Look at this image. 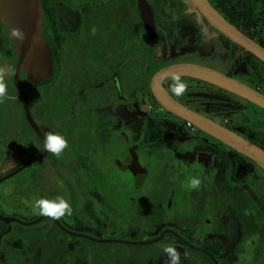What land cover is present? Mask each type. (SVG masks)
Segmentation results:
<instances>
[{
  "label": "rangeland",
  "instance_id": "rangeland-1",
  "mask_svg": "<svg viewBox=\"0 0 264 264\" xmlns=\"http://www.w3.org/2000/svg\"><path fill=\"white\" fill-rule=\"evenodd\" d=\"M97 1L101 4V15L104 16L99 19V22L103 23L102 27L104 30L98 26V37L94 36L95 43L98 41L99 43L95 44V47H92L93 42L84 37L85 34H81V30L77 28V31L74 30L73 33L70 32L63 35L65 37L64 53L60 51V58L56 61V93L54 99L58 103L56 105L61 108L57 113L63 114L60 124L62 127L57 128L56 134L66 139L68 144L61 151L60 155H62V152H65L66 155L73 154V156L88 155L86 154V150L91 149L95 144L94 140L97 139V133L87 132L93 129L100 130L102 138H106V140H108L107 135L110 133L111 138L106 148L109 151H115L116 143L114 145L111 143H118L119 141V139L115 140V133L118 134V131L113 128L116 124L113 119L117 117L114 115L112 117L105 116L98 120L95 114L99 116L100 111L102 113L104 111L108 112L112 107H116L119 103H122L125 105L133 104L132 107L134 109L132 113L130 111L125 115L126 106L120 107L122 114H124L122 123L131 122L132 127L136 131L135 138L141 133L145 136L141 143H146V145L150 146L147 152L153 151L157 155L154 159L166 158L170 165L174 161H184L189 164L202 161L203 165H205L208 160L210 161V158L212 159L213 155L206 151H197L193 149V145L204 141L208 143L210 142V138L202 136L203 132L200 129L193 132L187 128L188 126H185L186 124L176 122L173 118L177 116L171 112H168V115L165 112L156 110L154 107H150L149 103L154 104L156 108H158V105L150 93H147L149 89L148 85L150 78L159 67L176 62H196L227 72L228 70L225 67L228 63L221 59L229 47V42H225L223 46L224 43H222L219 37H212L210 35L214 30L212 25L200 13L196 12V9L189 0H182L186 4L183 8L179 0H152L156 15V25L159 31V36L155 40V43L148 38L135 10L136 8L132 4L133 1ZM186 7L188 12L192 13L195 24H193L192 20H189L191 18H187L188 12ZM127 10L130 16L126 15ZM62 11L64 10H58V13L60 17L64 18ZM196 25L199 26L201 33ZM220 36L222 37L223 35L220 34ZM256 38L264 39V24L261 25ZM87 42H89L88 47ZM231 43L233 44V42ZM233 45L235 46V44ZM154 46L155 48L158 47L157 51H155ZM160 50L161 53L158 54ZM223 50L224 52H222ZM238 54L241 56L240 51ZM96 58L100 60L98 62L104 65L105 72H108V69L114 65L128 66L130 64L133 66L135 78L132 80V83H126L124 79L121 80L124 93L123 98L119 99L117 97V88L119 89L117 83V88H115L114 83L107 84L99 89L90 88L87 91L90 97L88 96L86 99L84 98V94L78 96L79 90L83 88L82 80L85 79L89 72V69L85 68V66L88 64L92 66L94 64L92 62ZM248 69L247 64L244 61H240L237 65H234V72H231V74L241 80L250 81L243 75L249 72ZM140 72H143V75L145 73L144 76L147 78L146 84ZM176 77H179L186 85L201 82L209 84L190 76L168 77L165 79V86L175 98L201 113L214 116L215 119L224 124L226 119L231 118L232 124L229 125L234 131L249 137L261 145L264 143L263 108L214 85L211 91L213 95L211 96L209 95V89L205 88L203 90L198 87H188L183 95L176 96L172 91ZM94 80L97 79H93L92 81ZM262 82H264V77ZM129 84H133V87L136 88L133 90L132 95L128 93ZM207 99L208 101L212 100V102H208V106ZM216 101L220 105H223L225 110L231 109L234 105L241 106V110L229 112V116L212 115L209 111ZM212 112L216 114V111ZM223 114H225V111ZM14 115L13 124H16L19 121L20 114L15 111ZM169 116L173 117V123ZM108 124L112 127V131H107ZM246 124L253 125V128L250 129L252 136L245 131L244 125ZM14 131L15 128H13L11 133H15ZM159 131L161 135L157 136ZM49 132L50 134H55L54 131L49 130ZM164 133L167 135L165 138L162 137ZM26 139L23 140V142L28 143L26 148H29V151L34 149V146L29 145L30 142H27ZM191 141L194 143L193 145ZM10 144L8 143V145ZM224 147H226V150L234 152L226 145ZM7 150V147L3 148V152H7ZM143 153H145V149L142 150ZM27 154L28 152L25 151V155ZM87 158L88 160L85 162V164H89L87 174L82 173V177L90 179V181L94 180L95 184L100 179L103 189L101 192L104 197L99 193L96 196L100 197L101 200H105V202L111 203V205L106 203L105 205L107 206L103 207L102 204L104 202L96 200V206H102L105 209L102 211V214H98L93 200L88 202L89 204H87L86 209L91 218L97 221L95 223L84 224L82 223V217L75 215L71 225L75 226L74 229L87 233V237L70 235L68 231L61 227L62 231L60 232H62V236L65 235L70 240L65 241L66 247L61 255L66 264H173L171 259L172 254L166 251L167 248L175 249V254L179 256L176 264H214L211 257L191 248L194 247V243L200 245V242L186 233H180L186 240H179L174 234L168 233L161 240L150 244H130L116 241L103 242L100 238H123L129 241L150 239L159 234L166 226H170V228H174L179 232L183 231L177 225V221H179L178 215L173 218L174 220L169 219L166 215H153V210L159 211L164 208L160 204L157 205L155 201L144 204L142 209L140 207V214L135 215V221L129 215H122L123 222L117 221L120 220V217L118 216V212L112 207L118 204L117 192H115L114 187L118 184V188H122L119 180L115 183L116 171L108 169L109 165L107 163L105 164L98 161V159L89 158L88 156ZM215 161L217 165V158H214V163ZM9 163L2 165L6 171L11 168L6 167ZM33 169V165H31L18 174L3 180L0 184V191L4 192L15 187L17 181L23 182L25 179H30L29 173L34 171ZM240 172V177H243L242 179L247 180L251 184L264 203V182H262L264 181V171L262 169L257 170L256 166L250 161L245 160L240 168ZM117 174L123 175L121 172ZM231 180V184L233 183V185L237 186L232 177ZM28 181L36 185L35 181ZM28 181L24 182V184L26 183L27 185ZM122 190L126 192V197H121L120 203L124 204L132 192L129 188H123ZM136 196L139 195L137 194ZM140 196L144 197L143 194H140ZM207 196L210 199V203L215 201L217 207L224 205L226 208V212H223V218L219 217V215L215 216L216 214L211 211L215 223L221 222L220 226L217 225L215 228L224 233L225 230L222 228V223L226 222L225 225L229 226H227L229 233L231 231L232 235H236L238 232L241 234L237 238L232 236L234 239L231 238L229 243L226 244L227 249L230 247L229 256L225 258L224 255H218L219 263L264 264V210L257 205L250 193L248 191L243 192L239 187L233 189L232 193H225L222 190V193L218 194V196L210 191ZM2 198L0 195V211L4 212L6 205L4 206L2 203ZM230 201L231 205L226 204L230 203ZM32 206L33 203H30L29 208L26 207L28 210L24 211L21 201H12L11 199L8 201V207L14 208L18 215L24 219H30L35 216L36 210ZM90 216L87 215L85 219L90 220ZM149 216L150 218H148ZM168 220H170L169 223ZM147 221L149 222L147 223ZM49 223V220L30 225L20 224L17 221L12 222L11 231L2 238L0 264H41L42 252L39 248L44 242L42 234L50 231ZM96 239H100V242ZM225 240H227V237H225ZM182 241H189V244L185 242L188 246ZM245 242L248 243L247 246H245Z\"/></svg>",
  "mask_w": 264,
  "mask_h": 264
},
{
  "label": "flooded vegetation",
  "instance_id": "flooded-vegetation-1",
  "mask_svg": "<svg viewBox=\"0 0 264 264\" xmlns=\"http://www.w3.org/2000/svg\"><path fill=\"white\" fill-rule=\"evenodd\" d=\"M131 2H132V0H131ZM179 2L182 4V8L184 5H186L182 0H179ZM133 6H134V4H133ZM51 8H52V15H53V19L55 21V26L57 27V34H58L59 42H60L59 43V47H60L59 51L64 53L65 37H63V35L66 33H70V32L73 33V31L76 30L77 28L79 30H81V32H82L81 34H83V35L85 34L84 37H87V39H89V41L93 42L92 47H95V44L99 43V41L97 43H95V37L97 38L98 37L97 34H99L98 26L99 27L103 26V23L99 22V19L103 18L104 16L101 15V4L97 0H81V1L65 0L64 7L61 5H58V4H54L51 6ZM62 9L64 10V11H62V13H63L62 15L64 16V18L60 17L59 13H58V10H62ZM186 10H187V7H186ZM153 11H154V9H153ZM128 12L129 11L127 10L126 15L130 16V13L128 14ZM187 12H188V10H187ZM196 12L199 13L197 10H196ZM187 18L188 19L191 18L189 20L190 21L192 20V22H194L193 24H195V20L192 16V13L188 12ZM154 19H155V13H154ZM0 22L4 26L3 27L0 24V36H1L3 34L2 28H4V30H6V32H7V29H6L5 25L3 24V22L1 21V19H0ZM155 23H156V20H155ZM156 28H157V25H156ZM197 28H198L199 32L201 33L199 26H197ZM212 28L214 29L213 32L210 33V35L212 37H219L221 39L222 43H224L223 46L225 45V42H229V47H228V49H226V52H224V50L222 51V52H224V56L221 59L222 61L225 60L226 63H228L227 66L225 67L228 71L225 72V71L220 70L216 67H212V68H215V69H217V70H219V71H221V72H223L229 76H232V77L250 85L251 87L259 90L260 92L264 93V82H262L263 77H264V75H263L264 74L263 73V71H264L263 63L255 60V58L252 57L251 52L247 51L246 49H244L243 47L234 43L231 40V42H233V44H235V46H234L230 42V39L228 37L223 35L221 32H219L213 26H212ZM103 30H104V28H103ZM156 31H158V30H156ZM214 31H216V32H214ZM7 34H8V32H7ZM220 34H222L223 36L221 37ZM257 39L259 40L260 38H256V40ZM99 40H100V38H99ZM88 45H89V42H87V47H88ZM239 51L241 52V56L238 54ZM98 61H100V60H98L96 58L94 60V62H92V63H94V64H92V66H89L90 64L85 66V68L89 69V72H88V75H86L85 79L82 80L83 88L79 90L78 96L84 94V98L86 99L88 96L90 97V95H88V93H87V91L90 88L99 89V88L106 86L107 84H112V83H114L115 88H117V86H116V83H117V85L119 87V89L117 88V91H118L117 97L119 99L123 98L124 93H123L121 80L124 79V80H126V83H128V82L132 83V80L135 78V73H134L135 71L133 70V66L130 64H128V66H123V65L122 66L121 65L116 66V65H114L112 68L108 69V72H105L104 71V68H105L104 65H102V63L98 62ZM240 61H244L247 64V67L249 68L248 69L249 72H246L243 75H245L246 78L250 81L241 80L240 78L231 74V72H234V65H237ZM202 65H205V64H202ZM163 66H165V65H163ZM163 66H161V67H163ZM206 66H208V65H206ZM148 67H150V66H148ZM161 67H159L158 69H160ZM209 67H211V66H209ZM141 71H142V69H141ZM140 75L143 76L142 79L146 84L147 78H146V76H144L145 73L143 75V72H140ZM151 78H150V82H151ZM53 79H56L55 61H54V74H53V77L50 81H52ZM93 79H97V80L92 81ZM13 81H14V75H13ZM201 81H203V80H201ZM55 82L56 81H54V84L51 86V95H55V93H56ZM150 82L148 85L149 89H148L147 93H149V90H151ZM204 82H206V81H204ZM206 83H208V82H206ZM210 84L211 83L203 84L202 82L201 83H194V84L192 83V84H187V88L188 87L189 88L190 87H198V88H201L203 90L205 88H207V89H209V95L211 96V95H213V93H211V91L213 90L212 88H213L214 84H211V85ZM164 85H165V80H164ZM128 86H129L128 87V93H130L132 95L133 90H135L136 88L133 87V84H129ZM214 86H216V85H214ZM216 87H218V86H216ZM218 88H221V87H218ZM221 89H223V88H221ZM228 92H230V91H228ZM231 93H233V92H231ZM131 95H129V96H131ZM238 96H240V95H238ZM205 97H207V96H205ZM240 97H242V96H240ZM179 101L181 103H183L184 105H186L187 107L193 109L191 106L185 104L181 100H179ZM206 102H207V106H208V102H212V100L210 99L208 101V99H207ZM156 104L158 105V108H156L154 106V104H152V103H149V106L154 107L156 110L162 111L163 113L165 112L166 114H168V112H170V111H167L166 109L162 108V106L159 105L157 100H156ZM123 105H125V104L119 103L118 106L112 107V109H110V111H108V112L104 111L102 113L100 111L99 116L97 114H95L96 118L98 120H99V118H103L105 116L112 117L114 115L117 117L116 119H113L116 122V124L113 128H115L114 130L118 131V134L115 133L116 134L115 140L119 139V141H118V143L117 142L111 143L113 145L116 143L115 144V149H116L115 151H109V149L106 148V145L111 138L110 133H108V135H107L108 140H106V138H102V133L100 130L93 129V130H90L87 132L97 133V135H96L97 139L94 140L95 141L94 146L91 149L86 150V154H88V155H85V156L84 155H82V156L74 155L73 156V154L66 155L67 156L66 162L69 164V167H68L69 170L71 169L70 164L74 165L77 163L78 170L76 171V175H77V179L80 180V182H81L80 183L81 186H78L76 188V190L73 189V191L75 192V196L77 197V202H75V203H77V205H76V209L72 212V215L70 216V218L67 217L66 215L59 217L58 219L53 218L51 216H45L44 218H42L41 220H39L36 223L43 222L46 220L45 218L48 217V218H50L49 219L50 228H54L57 231L58 229H61V227L62 228L64 227L70 231L79 233V235H74L71 233H70V235L77 236V237H79V236L87 237L86 236L87 233H85L84 231L80 232L81 230L74 229L75 226L71 225V223H73V221H74L75 215H80L82 217V223H84V224L95 223L97 221H94V219L91 218L90 214L88 213V211L86 209L87 204H89L88 202L93 200V204L96 207V211L98 212V214H102V211L105 210L103 207L107 206V205H105L106 203L111 205V203L105 202V200H101L100 197L96 196L97 193H99L101 196H103V193L101 192V191H103V189H102V186L100 185V182H101L100 179H98L97 184H95L94 180L90 181V179L88 180V179H84L82 177V173L87 174L89 164H85V162L88 160V158H87V156H88L89 158L98 159V161H101L105 164L107 163L109 165L108 169H112V170L116 171L115 183H117V180H119L120 186L122 189L123 188H125V189L129 188V190L132 192V194L128 197V200L126 201V203L121 204L120 198L126 197V192H124L122 189H119L118 184L115 185V192H117L116 197L118 200L117 201L118 204H115V207H114V205L112 207L118 212V216L120 217L119 218L120 220H117V221H119L120 223L123 222V220H122L123 216L122 215H124V216L129 215L130 218L133 221H135V215L140 214V212H139L140 207L142 209V206L144 204H147L148 202L153 203L155 201L157 203V205L160 204L164 208H162L159 211L153 210L154 211L153 215H156V214L166 215L169 219H172V220H174L173 218L176 215H178L177 217H178L179 221H177V225L180 227L181 231H183V232H179L178 230H175L174 228H170V226H166L159 234H157L156 236H153L152 238H155V237L161 235L162 233H165L163 235V237H165L168 233L169 234L171 233V234H174L179 240L180 239L186 240L185 238H183L182 234H180V233H186L189 236H191L192 238H195L200 242V245L194 243V247H191L193 250L203 252L206 255H208L209 257H210V255L207 252L212 253L217 260H218V255L219 256L224 255V257L227 258L229 256L230 247L227 249V245H224V243H226V241L229 242L231 240V238H233V237L234 238L240 237L239 235H241V234L238 232L237 233L238 236H237V234L232 235L231 231L229 233L228 229H227L228 225L227 226L225 225L226 222L222 223V228H224V230H225L224 233H222L219 229L215 228L217 225L220 226L221 222L215 223L214 216H213L212 212H214L216 214L215 216L219 215V217L223 218V212H226V208L224 205H221L220 207L218 206L219 207L218 208L217 203L215 201H212L210 203V199L207 195L211 191V192H214L215 194H217V196H218V194L222 193V190L225 193H232L233 189L240 187V189L243 192L248 191V193H250V195L252 197H253L252 192H254L258 196V198L261 200L263 207H261V205L258 203V201L254 197H253V199L255 200L257 205L262 210H264V203H263L262 199L260 198V196L255 192L254 188L251 186V184L247 180L242 179L243 177H240V173H241L240 168H241L242 164L244 163V161L247 160V161H250L254 166H256L257 170L262 169L264 171V169L261 168L254 160L247 157L243 153H241V152L235 150L234 148L228 146L227 144L216 139L215 137H213L212 135L201 130L197 126L190 124L189 122H187L186 120L182 119L181 117H179L177 115H176L177 116L176 118L172 117L176 122H182V123L186 124L185 126L186 127L188 126L187 128H189L193 132H196L198 129H200L203 132L202 136L210 138L209 139L210 142H208V143L204 141V142H200V143L197 142L196 144H194L191 141V144L192 145L194 144L193 149H195L197 151L201 150V151H206V152H209L210 154H212L213 155V156L211 155L212 159L210 158V161L208 160L205 163V165H203L204 163L202 161L196 162V163H191V164L186 163L184 161H174L170 165L169 161H167L166 158H160L159 160H156V159H154V157H157V155H155L153 153V151H151L150 153L147 152V150L149 149L150 146L146 145V143L145 144L141 143L144 140L145 136H143V134L141 133L137 138H135V136H136L135 132L136 131L132 127L131 122L130 123H124V124L122 123L123 122L122 117L124 116V114H122L120 107ZM132 105L133 104H126L125 105L126 106L125 107L126 108L125 109V111H126L125 115L127 114V112H130V111L132 113V111L134 110ZM86 109H88V108H86ZM82 110H84V109H82ZM193 110H195V109H193ZM236 110H241V106L234 105L231 109L225 110V107H223V105H220L219 102L216 101L215 104L213 105L212 109L209 112H210V114L215 115V116H219V115L229 116V112H235ZM195 111H197V110H195ZM212 111H216L215 113L218 115L213 114ZM224 111H225V114H223ZM197 112H199V111H197ZM199 113H201V112H199ZM59 114L57 113V116H53L51 114V118H50L51 124L49 126L45 125L43 128L40 127L42 129L45 137H47L46 133L49 132V130H51L52 132L54 131L56 134L57 128L62 127V125H60L57 122ZM201 114H203L207 117H210L211 119L215 120L216 122H218V123L228 127L229 129L233 130L229 125V124H232L231 118L226 119L225 124H224V123L218 121L217 119H215L214 116L212 117V116H210L208 114H204V113H201ZM81 116H82V113H81ZM169 118L171 119V122L173 123V119L170 116H169ZM252 126L250 124L244 125V129L249 135H251L250 129L253 128ZM111 128L112 127L109 126V124H108L107 125V131H112L113 129H111ZM178 128H181V127H178ZM236 133H238V132H236ZM165 134L166 133L162 134V137L165 138V136H167ZM157 135H161L160 131L158 132ZM240 135H242V134H240ZM242 136L253 141L254 143H256L257 145H259L260 147H262L264 149V146H263L264 143L261 145V144L255 142L254 140L250 139L249 137L245 136V135H242ZM19 141H21V140H19ZM156 141H158V139H156ZM21 143H20V146L25 145L24 142H21ZM224 145H226L227 147L232 149L234 152H232V151L230 152L229 150H226L225 149L226 147H224ZM42 147H43V145L41 144V147L39 149H35L30 157L39 153L42 150ZM143 149H145V153L142 154ZM48 152H49V150H48ZM48 152L42 159H45L47 157ZM61 158H62L61 156L56 155V156H53L52 159L61 160L62 162H64V160ZM214 158L215 159L217 158V161H218L217 165H216V163H217L216 161L214 163ZM201 164L203 167L201 166ZM156 165H157V169L153 168V166H156ZM18 167L14 168L13 170L17 169ZM161 169H163L165 172L164 176L161 173ZM13 170H11V171H13ZM118 172H121L123 175H118L117 174ZM68 173H69V171H67V174ZM61 175L63 177V174H61ZM61 175H58V176L56 175L57 180H60V182H61V179H60ZM2 176H0V177H2ZM231 177L237 186L233 185V183L231 184V181H232ZM192 178H198L201 180L200 186L196 189H193L189 186V181ZM1 182H0V184H1ZM262 182H264V181H262ZM208 189H209V191H208ZM137 194L139 196H136ZM140 194L141 195L143 194L144 197L142 198L140 196ZM39 196L41 198L47 199V196L43 192H40ZM140 197H141V199H140ZM96 200H98V202L103 201L104 202L102 204L103 207L102 206L101 207L96 206V202H95ZM223 202H225V201H223ZM2 203L4 204V206L6 205L4 212L1 211V213L3 215L15 216V217L22 219L21 216L18 215V213L13 208L8 207V205L5 204L3 200H2ZM226 204L231 205V201H230V203H226ZM213 206H215V207H213ZM213 209H214V211H213ZM87 215L90 216V218H91L90 220L85 219V217ZM40 216H42V215H40L39 211H38V213L36 214V216L34 218L29 219V220H24V219H22V220L31 221V220H34V219L40 217ZM150 216L148 218H150ZM0 221H2V223H3L0 225V241H1L0 247H1L2 238L11 231L12 225H13L12 222H14V221L6 222L2 219H0ZM148 222L149 221H147V223ZM169 222H170V220H168V223ZM171 223H173V222H171ZM61 233L62 232H60V234ZM225 237H227V240H225ZM152 238H150V239H152ZM62 239H63V236H62ZM100 239H107V238H100ZM100 239H96V240L99 241ZM112 239H118V238H112ZM119 239H123V238H119ZM64 241H70V240H68L67 237L65 236ZM185 242L187 244H189V241L188 242L185 241ZM185 242H183V243L185 245H187ZM246 242H247V240H246ZM123 243H125V242H123ZM247 244L248 243H246L245 246H247ZM196 247L200 248V249H197ZM242 248H245V247H242ZM185 253H186V251H185ZM186 256H187V254H186ZM212 261L215 264L213 259H212ZM181 262H183V261H181ZM218 263H219V260H218Z\"/></svg>",
  "mask_w": 264,
  "mask_h": 264
},
{
  "label": "water",
  "instance_id": "water-1",
  "mask_svg": "<svg viewBox=\"0 0 264 264\" xmlns=\"http://www.w3.org/2000/svg\"><path fill=\"white\" fill-rule=\"evenodd\" d=\"M189 1L215 29L264 62V46L230 22L210 0ZM138 4L146 30L156 33L157 28L151 4L147 0H138ZM0 19L5 25L13 46L18 53V62L14 71V83L18 93L21 95L26 119L37 133L43 145L39 153L27 159L17 169L0 177L1 182L17 174L29 164L41 160L48 152L45 148L46 137L32 115L27 92L20 81V73L24 69L27 80L34 84L49 82L54 74L55 43L48 32L43 0H0ZM171 76H190L206 81L240 95L263 109L264 93L215 68L195 62H177L165 65L153 74L150 82L151 91L162 108L243 153L264 169V149L253 141L177 100L164 85V80ZM252 195L263 207L258 196L254 192H252ZM44 217L45 215H42L34 220L24 221L15 216L3 215L0 211V219L6 222L17 221L25 225L35 224ZM64 229L71 234L79 235L77 232ZM164 234L162 233L152 239L136 241L111 238L101 240L103 242L116 241L130 244H150L160 240ZM207 253L214 260L215 264H219L212 253Z\"/></svg>",
  "mask_w": 264,
  "mask_h": 264
},
{
  "label": "trees",
  "instance_id": "trees-1",
  "mask_svg": "<svg viewBox=\"0 0 264 264\" xmlns=\"http://www.w3.org/2000/svg\"><path fill=\"white\" fill-rule=\"evenodd\" d=\"M132 1L148 38L155 43V40L159 36V31H156V33H151L145 29L138 0ZM147 1L153 7L152 0ZM210 1L230 22L235 24L250 37L256 39V34L260 30L261 25L264 24V0ZM54 4H58L64 7L65 0H43L45 20L48 25V32L55 42L54 54L56 72V61H58L60 58V42L57 34V27L55 26V21L52 15L51 6ZM0 24L1 26H3L1 22ZM2 29L3 34L0 36V89H3V92L0 93V176L7 174L14 168L22 165L31 156L33 151L35 149H39L42 144L35 130L30 126L29 122L26 119L21 95L18 93L13 81V75L18 61V53L15 50L6 30H4V28ZM258 42L264 46V39H259ZM157 49L158 47L155 48V51H157ZM160 53L161 50L158 54ZM251 55L255 58V60L263 63L264 65V62L255 57L252 53ZM20 80L27 92L31 112L34 119L41 128H43L45 125L49 126L51 124V114L53 116H57V112H59L61 109L56 105L58 103L56 99H54L55 95H51L50 87L54 84L55 79L45 84H34L27 80L25 70L23 69L20 74ZM149 93L156 102V99L151 90H149ZM15 111L20 114V118L16 124H13ZM62 118L63 114L60 113L58 115L57 121L59 124H61ZM12 127L15 128V133H11V131L13 130ZM48 134H50V132L46 133V135ZM26 138H28L29 140ZM24 139H26L27 142H30L29 145H33L34 149L29 151V148H26V146L28 145V143L26 142H24L25 145L20 146V143L23 142ZM8 143L11 144L8 145ZM4 147L8 148L7 152H3ZM25 151L28 152L27 155H25ZM53 156H56V154L49 150L48 155L45 159L33 162L22 169L25 170L33 165L34 171L29 173L30 179L28 180L35 181L36 185L26 179L23 182L17 181L15 187L4 192L0 191V195L3 197L2 200L4 201V203L8 205L9 199H11L12 201H21L24 206V211L28 210L26 209V207L29 208L30 203H33L32 208L36 210L34 213V215L36 216L39 210L35 207V203L36 201L41 199L39 193L43 192L47 196V200L49 201L58 202L59 198H63L71 205L73 212L76 209L77 205V203H75L77 202V197L75 196V192L73 191V189L76 190L78 186H81V182L77 179L76 175L78 165L77 163L74 165L70 164L71 169L69 170V164L66 162L67 156L65 152H62V155H60L62 157L61 159H63L64 162H62L61 160L52 159ZM12 161L13 163L11 164ZM6 163H9L6 167H11L7 171L3 168L4 166H2L3 164L6 165ZM153 168L157 169V165L153 166ZM67 171H69L68 174ZM161 173L164 176L165 172L163 169H161ZM61 174H63V177ZM56 175H61V182L60 180H57ZM26 181H28L27 185L26 183L24 184V182ZM100 185L102 186V182H100ZM34 187L36 188L33 190ZM65 215L70 218L72 214ZM35 216H33L32 218H34ZM45 219L49 220L50 218L46 217ZM1 224L3 223H0V225ZM49 229V232H45L44 234H42L44 242L42 241L43 243L39 248L42 252L41 264H66L63 256H61L65 249V235L62 239V235L60 234L61 229H58L57 231L54 228Z\"/></svg>",
  "mask_w": 264,
  "mask_h": 264
},
{
  "label": "clouds",
  "instance_id": "clouds-1",
  "mask_svg": "<svg viewBox=\"0 0 264 264\" xmlns=\"http://www.w3.org/2000/svg\"><path fill=\"white\" fill-rule=\"evenodd\" d=\"M187 85L182 82L179 77L175 78V83L172 87V91L176 96H181L186 91ZM3 92V89H0V93ZM68 146L67 140L62 138L57 134H48L45 141V148L55 153L57 156L60 155L61 151ZM201 180L198 178H192L189 181V186L193 189H196L200 186ZM35 207L39 210L40 215L51 216L53 218H59L64 216L65 214H72L71 205L64 200L63 198H59L57 201H49L47 199L41 198L36 201ZM167 252L171 253V259L173 264L179 260V256L175 254V249L167 248Z\"/></svg>",
  "mask_w": 264,
  "mask_h": 264
},
{
  "label": "crops",
  "instance_id": "crops-1",
  "mask_svg": "<svg viewBox=\"0 0 264 264\" xmlns=\"http://www.w3.org/2000/svg\"><path fill=\"white\" fill-rule=\"evenodd\" d=\"M229 242L228 241H226V243H224V245H226V244H228Z\"/></svg>",
  "mask_w": 264,
  "mask_h": 264
}]
</instances>
